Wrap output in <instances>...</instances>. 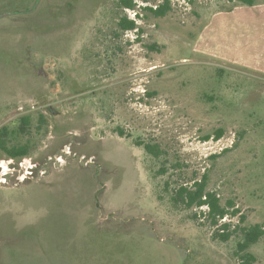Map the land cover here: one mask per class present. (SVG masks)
<instances>
[{"label": "rangeland", "instance_id": "374dc122", "mask_svg": "<svg viewBox=\"0 0 264 264\" xmlns=\"http://www.w3.org/2000/svg\"><path fill=\"white\" fill-rule=\"evenodd\" d=\"M163 1L120 31V0H0V127L30 116L8 141L28 154L0 149V264H241L264 224V0L142 8ZM202 179L237 214L175 200ZM247 251L264 264L263 238Z\"/></svg>", "mask_w": 264, "mask_h": 264}, {"label": "trees", "instance_id": "16d2710c", "mask_svg": "<svg viewBox=\"0 0 264 264\" xmlns=\"http://www.w3.org/2000/svg\"><path fill=\"white\" fill-rule=\"evenodd\" d=\"M228 1L240 2L249 6L254 5L257 2V0ZM120 6L124 9H134L137 5L134 0H120ZM142 8L154 16H164L170 8L169 0H164L162 3H159L157 5H146ZM136 16L138 17L137 11ZM117 27L120 31L138 29L136 25V19L129 18L126 15H122L119 17L117 21ZM19 120L20 123L15 128H9L8 126L0 127V149L5 152L8 157L16 159L26 156L29 152L27 143L13 145L8 144L11 135L25 134L28 130V127L30 125V116L28 114L22 115ZM39 120H43L42 115H40ZM216 136L218 138L219 134H217ZM145 149L147 150V152L153 154L154 156H158L159 150L157 149V146L145 143ZM176 196L177 197L175 198V200H181L187 207H191L193 205H206L208 207V216L213 223H216V221H219L223 218L226 219L228 213L235 215L238 212L235 209L228 212L226 207L221 206L218 202L216 194L206 191L204 179L195 181L193 184V188L191 189H188L185 186H180L176 191ZM243 220L244 216L240 215L238 221L242 222ZM229 226L230 223H227L225 220L220 224V229L222 231L219 232L218 235L223 240H227L231 235L228 229ZM260 238L264 239V224L256 223L242 228V240L237 243L238 251L242 252L241 264H248L250 261L255 260V257L251 253H248L247 249L250 245L257 242Z\"/></svg>", "mask_w": 264, "mask_h": 264}, {"label": "built area", "instance_id": "2783aa9c", "mask_svg": "<svg viewBox=\"0 0 264 264\" xmlns=\"http://www.w3.org/2000/svg\"><path fill=\"white\" fill-rule=\"evenodd\" d=\"M125 10H126V12H127L128 14H130V12H132V16L129 17V18L135 19V16H136V10H134V9H130V8H126ZM223 219H225V218H223Z\"/></svg>", "mask_w": 264, "mask_h": 264}, {"label": "crops", "instance_id": "0c3cea01", "mask_svg": "<svg viewBox=\"0 0 264 264\" xmlns=\"http://www.w3.org/2000/svg\"><path fill=\"white\" fill-rule=\"evenodd\" d=\"M252 6V5H251Z\"/></svg>", "mask_w": 264, "mask_h": 264}]
</instances>
